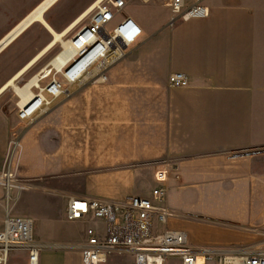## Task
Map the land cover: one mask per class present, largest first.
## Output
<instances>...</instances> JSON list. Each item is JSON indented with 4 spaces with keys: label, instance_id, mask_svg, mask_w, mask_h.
Wrapping results in <instances>:
<instances>
[{
    "label": "crops",
    "instance_id": "0c3cea01",
    "mask_svg": "<svg viewBox=\"0 0 264 264\" xmlns=\"http://www.w3.org/2000/svg\"><path fill=\"white\" fill-rule=\"evenodd\" d=\"M41 1L33 0L24 8L18 2L1 10L0 40ZM203 3L210 8L208 17L182 20L180 24L170 25L171 11L166 2L167 11L157 24L136 18L145 34L123 65L127 75L119 76L122 69H115V143L110 146L115 147L118 170L115 174L120 179L129 176L126 169L131 165L141 164L131 168L130 178L138 193L134 196L151 195L137 184L147 179L142 166L145 164L153 165L154 175L157 168L154 166L168 167V185L181 197L186 192L195 196H222L240 191L249 193L250 198L260 194L264 153L234 154L264 148V0H203ZM174 72L188 74L190 85L171 86L170 75ZM97 81L83 79L73 84L77 87L70 95L56 99L33 122L20 123L25 125L20 138L22 151L30 152L28 162L22 161L26 178L36 182L42 180L36 177L38 174L62 169L67 161L64 145L47 151L41 141L43 133L51 127L61 128L66 118L85 109L92 101L91 86ZM4 115L0 111V169L8 151L10 127ZM34 157L39 158L38 162ZM179 180L191 181L190 187L185 188ZM59 193L66 201L68 194H72L61 189ZM263 217V210L250 204L248 214L240 222L253 227ZM96 224L104 223L96 221ZM87 227L79 241L85 238ZM179 228L188 231L183 226ZM250 236L241 235L239 239L252 241ZM234 239L221 235L214 240L219 242L191 241L218 244ZM21 252L27 260V253ZM53 252L50 261L41 259V264H82L79 250L61 251L62 257ZM118 256L127 264V257L120 254L109 260L119 262Z\"/></svg>",
    "mask_w": 264,
    "mask_h": 264
},
{
    "label": "rangeland",
    "instance_id": "374dc122",
    "mask_svg": "<svg viewBox=\"0 0 264 264\" xmlns=\"http://www.w3.org/2000/svg\"><path fill=\"white\" fill-rule=\"evenodd\" d=\"M32 1L8 0L7 4L2 1L0 2V12L3 9L7 10L6 7L15 6L18 2L19 7H29V3ZM95 1L59 0L46 12L45 17L56 30L62 31ZM106 1L110 3V0ZM125 1L127 5L118 13L117 19L114 22L115 24H112L109 32L113 31L115 26L126 16L142 18L149 23L157 24L164 17V12L167 11V7L165 6L166 0H152L148 3L143 0ZM111 5L115 6L112 1ZM96 12L97 9L81 22L67 38L73 37L83 26L90 25L92 17ZM182 20L179 19L175 24H180ZM52 39L53 35L46 26L41 22H36L2 51L0 53V88ZM139 41L125 48L124 56L104 68L101 74L97 72L94 76L84 78L85 80H99L95 85L91 86V89L94 90L92 93V101L88 103L85 109L66 118L61 128L51 127L43 133L41 141L47 151L64 145L67 161L63 164L62 169L55 172H42L38 174L36 177L42 179L35 182L39 185V189L25 190L20 195H16L13 192L11 205L14 214L32 217L35 220L36 235L42 241L77 242L82 238L85 227L96 224V221L93 220H73L68 218L66 214L67 201L65 196H61L59 193L60 189L67 190L72 194L98 195L113 198L138 194L133 188L130 173L132 167L141 164L131 165V168L126 169L130 172L129 176L126 174V179H120L115 174L118 171L114 162L115 147L110 146V144L115 143V103H117L115 101V97L117 96L115 91V69H122L119 76L127 75L126 66L123 65L127 64L129 52L133 55V47L139 44ZM62 49V43L58 42L56 46L18 79L17 82L20 85L25 84L34 74L41 72ZM50 68L52 67L50 66ZM53 76L61 80L64 79L63 73L57 72L55 69L50 77ZM103 76H106L105 79L101 78ZM50 77L44 79L43 82H48ZM76 87V85L68 86L69 91L57 100L70 95ZM21 100L22 98L12 86H8L0 94V111L5 113L4 116L8 118L10 123L8 151L4 157V161L10 152V148L13 149L14 147L11 146L12 140L16 138L14 131L17 132V137L20 139L25 129V125L22 126L20 124L22 122L18 118L19 103ZM55 102H53L51 107ZM18 147V175L25 179L26 177L23 171L26 167L22 161L25 163L28 162L30 152L25 151L23 153V145H19ZM3 150L5 151V146ZM34 159L36 162L39 160L36 157ZM142 166H145L147 179L145 183L139 180L137 184L139 187L144 188L148 194H151L150 197H152L154 185H159V183L155 181L153 165L145 164ZM154 167H157L155 170L162 168L159 165ZM176 178H179V176H176ZM177 182L182 183L185 188H189L191 185V181L179 180ZM172 187L169 186L166 203L170 204L175 210L177 217L169 222L170 226H183L187 228L190 239L196 241L204 239L219 242L214 240H218L221 235L224 238L233 236L236 238L234 239L235 241H230L229 243L221 241L217 245H254L257 248L264 249V217L261 223L253 227H251L250 223L240 222L248 214L250 204L251 206L253 204L260 207L264 212V181H262L259 196L251 198L249 193L246 192L245 194L240 191H237V194H224L222 196H195L193 193L186 192L181 197L177 194V190H173ZM5 195L4 191L0 189V222L4 220L6 214L7 205ZM155 226L156 229L163 230L166 225L156 220ZM241 235L245 237L251 235L252 241L251 239L247 241L239 239ZM65 250L72 249L46 247L42 252V261H50L52 255L55 254L53 251L60 253ZM61 254H59V257H62ZM112 256H115V254ZM118 259L120 261L115 262L123 264L119 256ZM111 260L106 264H116ZM25 263L27 264V260L23 252L12 251L10 253L9 264ZM169 264H182V262L178 257H171ZM209 264H216V262H210Z\"/></svg>",
    "mask_w": 264,
    "mask_h": 264
},
{
    "label": "built area",
    "instance_id": "2783aa9c",
    "mask_svg": "<svg viewBox=\"0 0 264 264\" xmlns=\"http://www.w3.org/2000/svg\"><path fill=\"white\" fill-rule=\"evenodd\" d=\"M112 3L115 5H111ZM150 2L152 0H143ZM127 5L125 0H103L96 8L97 12L92 17L90 25H85L83 30L73 36L75 41L86 36L81 51L86 53L65 74L64 79L56 76L50 77L46 83L43 81L34 87L38 96L34 103H39V108L32 114H27L28 108L19 103L18 118L21 122H33L37 115L48 110L53 102L66 94L68 86L82 81L91 69L99 67V74L110 64L124 56L125 48L135 44L142 37L144 28L142 24L126 16L113 29L105 33L104 27L113 19L115 12L122 10ZM170 8V25L179 19L190 20L193 18H206L210 15V8L203 0H166ZM116 8V9H115ZM120 13V12H119ZM118 14V13H117ZM133 27V34L129 29ZM121 40L122 53L115 54V41ZM83 43V41H81ZM107 45H113L111 51L106 50ZM99 53V54H98ZM88 55V56H87ZM108 55V56H107ZM87 56V57H86ZM96 56L84 76L73 77L71 70L81 60ZM110 57L107 64L101 61ZM62 73V72H61ZM46 76V73L42 74ZM106 76L101 78L105 79ZM45 77L43 78L46 79ZM171 86H189L190 77L184 72H174L170 75ZM6 160L0 169V189L6 198V214L4 222L0 225V264H9L12 251L27 253L28 264H41L42 252L46 247L56 249H76L81 253L82 264H106L114 254L127 257V264H169L171 257L180 258L182 264H264V249L253 246H221L217 244H196L190 239L189 232L183 228L173 227L169 222L177 217L175 210L166 203L169 191V168L163 167L155 171V180L159 185L153 188L152 197L128 196L123 199L101 196H87L68 194L66 214L70 219H85L102 221V225H90L85 229V238L78 242L58 243L39 240L35 234V220L26 215H16L13 212L11 199L13 192L16 195L25 190L36 189L33 179H24L18 175V155L21 139L14 131ZM264 153L263 149L246 150L234 155ZM17 156V157H16ZM156 220L166 226L163 230L156 229Z\"/></svg>",
    "mask_w": 264,
    "mask_h": 264
},
{
    "label": "bare ground",
    "instance_id": "6f19581e",
    "mask_svg": "<svg viewBox=\"0 0 264 264\" xmlns=\"http://www.w3.org/2000/svg\"><path fill=\"white\" fill-rule=\"evenodd\" d=\"M56 0H42L37 6H35L20 22H18L1 40H0V53L7 48L12 42H14L17 38H19L31 25L36 22H41L46 26V28L52 33L53 39L42 48L34 57H32L29 62L24 65L18 72L11 77L6 84H4L0 88V94H2L8 86H12L15 88L16 92L22 98L20 104H22L25 108H28L27 114L34 113L39 108V103H34L38 96L35 95L34 87L35 85L41 83L43 78L49 77V72H53L55 69L57 72H62L65 74L67 70H69L75 63H77L86 53H83L81 49L86 40V34L83 36L82 40L78 42L73 37L67 38V36L76 29L81 22H83L91 13L100 5L103 0H96L92 3L87 9H85L82 13H80L69 25L62 31L56 30L53 25L48 21L45 17L46 12L53 6L52 4ZM59 1V0H58ZM57 1V2H58ZM52 5V6H51ZM121 12L116 11L112 20L107 22L104 27L105 33L108 34L112 27V24H115V20L117 19V13ZM133 19L137 20L132 16ZM114 26V25H113ZM84 26L80 29L83 30ZM86 29H84L80 34H84ZM129 34H133V27L129 29ZM145 30L143 31V34ZM142 34V35H143ZM141 36L139 37V39ZM138 39V40H139ZM136 40L135 42H137ZM83 41V43H81ZM58 42L62 43L63 49L60 50L50 61V63L42 69L41 72L34 74L25 84L20 85L17 81L20 79L26 72H28L35 64L43 58ZM121 40L117 37V41H115L116 50L114 51L116 55L120 56L122 53L121 48ZM113 49V45H107L106 50L111 51ZM99 54V53H98ZM88 56V55H87ZM86 56V57H87ZM108 56V55H107ZM105 57L101 62L105 65L110 60V57ZM81 60L73 69L71 70L73 77H81L84 76L86 70L90 66L92 62H94L96 56L86 58ZM50 66L52 68H50ZM99 71L98 68L91 69L88 74H86L83 78H87L89 76H94ZM46 73V76H42V74Z\"/></svg>",
    "mask_w": 264,
    "mask_h": 264
},
{
    "label": "water",
    "instance_id": "95a60500",
    "mask_svg": "<svg viewBox=\"0 0 264 264\" xmlns=\"http://www.w3.org/2000/svg\"><path fill=\"white\" fill-rule=\"evenodd\" d=\"M57 1H58V0H56L52 5H54ZM52 5H51V6H52Z\"/></svg>",
    "mask_w": 264,
    "mask_h": 264
}]
</instances>
